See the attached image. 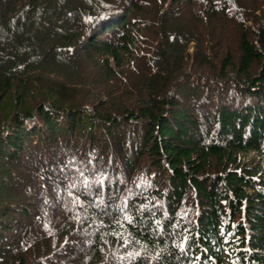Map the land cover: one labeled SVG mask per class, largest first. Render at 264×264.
Returning <instances> with one entry per match:
<instances>
[{"label":"trees","instance_id":"16d2710c","mask_svg":"<svg viewBox=\"0 0 264 264\" xmlns=\"http://www.w3.org/2000/svg\"><path fill=\"white\" fill-rule=\"evenodd\" d=\"M0 264H264V0H0Z\"/></svg>","mask_w":264,"mask_h":264},{"label":"rangeland","instance_id":"374dc122","mask_svg":"<svg viewBox=\"0 0 264 264\" xmlns=\"http://www.w3.org/2000/svg\"><path fill=\"white\" fill-rule=\"evenodd\" d=\"M191 50H193V47H191ZM255 154H256V153H253V152H252L249 156H252V155L254 156Z\"/></svg>","mask_w":264,"mask_h":264}]
</instances>
